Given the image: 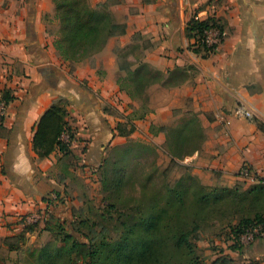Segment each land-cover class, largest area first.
<instances>
[{
  "label": "crops",
  "instance_id": "crops-1",
  "mask_svg": "<svg viewBox=\"0 0 264 264\" xmlns=\"http://www.w3.org/2000/svg\"><path fill=\"white\" fill-rule=\"evenodd\" d=\"M97 1L93 7L109 4L115 21L126 25L125 33L67 68L53 45L57 35L46 34L39 0H0V95L9 90L14 96L0 124V236L13 234L25 214L42 207L44 193L56 183L53 172L67 175L64 183L73 189L76 175L85 174L88 181L98 171L118 138L120 121L104 104L117 106L121 97L133 111L138 108L137 99L118 82L125 75L119 52L131 44L141 50V62L162 74L147 87L149 112L134 121L131 136L144 134L162 148L165 133L152 132L151 126L169 125L177 112L195 115L205 131L200 149L181 161L209 194L221 197L212 203L221 212L211 215L213 229L205 233L212 239L224 221L236 224L263 213L264 182L250 184L238 172L248 164L264 178V130L259 126H264V0ZM193 17H216L224 27L222 42L208 57L193 50L195 39L186 31ZM94 59L96 67L91 65ZM57 101L65 103V119L74 130L70 153L65 156L55 148L39 158L33 143L36 127ZM240 103L256 120L235 118L227 125V112ZM230 253L221 254L228 260L217 262L248 264L263 258L264 238Z\"/></svg>",
  "mask_w": 264,
  "mask_h": 264
},
{
  "label": "rangeland",
  "instance_id": "rangeland-1",
  "mask_svg": "<svg viewBox=\"0 0 264 264\" xmlns=\"http://www.w3.org/2000/svg\"><path fill=\"white\" fill-rule=\"evenodd\" d=\"M86 1L91 6L98 2ZM39 8L45 12L46 34L58 35L59 21L53 1L39 0ZM112 16L114 18L113 13ZM133 47L131 44L119 52L120 64L127 65L138 58L141 50ZM124 52L131 55L123 58ZM95 62L91 60V65ZM65 64L67 68L79 65ZM153 72L145 69L142 90L138 91L134 85L130 87L137 94L138 108L133 111L132 105L119 97L115 104H120L105 103V111L120 119L119 122H129L135 127L134 121L149 112L146 88L151 85ZM161 77L154 75V79ZM159 126H151V131L159 132ZM164 126L165 136L168 128L184 129V135L190 136L183 140L186 150L200 144L205 134L193 114L177 112L171 123ZM129 127L123 130V135L117 131V140L107 149L98 171L92 173L88 181L83 178L85 174L76 175L73 189H69L64 183L67 175L63 178L62 174L53 172L56 183L44 195L56 199H43L42 207L36 212L40 217L37 222L21 220L13 234L0 236V264H60L68 258L80 261L82 255L96 250L100 254L99 264H109V258L115 259L128 242L133 245L131 264H219L217 261L221 259L228 260L225 259L228 255L221 254L232 251L227 234L232 220L220 224L211 239L212 235L205 233L213 229L208 220L221 211L211 212L206 208L208 205L199 203L196 193L201 188L190 176L189 167L181 163L185 158L172 161L165 145L159 148V143L144 134L127 135ZM211 197L214 198L209 196V199ZM229 215L226 211L225 217ZM184 232H189L191 242L188 244L195 248L177 245ZM68 236L86 246L74 247L72 240L66 239ZM122 260H118L119 264Z\"/></svg>",
  "mask_w": 264,
  "mask_h": 264
},
{
  "label": "trees",
  "instance_id": "trees-1",
  "mask_svg": "<svg viewBox=\"0 0 264 264\" xmlns=\"http://www.w3.org/2000/svg\"><path fill=\"white\" fill-rule=\"evenodd\" d=\"M52 1L55 6L56 18L59 21L58 35L54 39L53 45L61 59L69 64L76 66L82 63L94 54L100 52L110 38L125 33L126 25L114 20L108 3H101L92 7L86 0ZM213 28H219L221 31H224L223 25L216 17H209L205 20L193 17L186 27L188 35L195 39V42L192 45L193 50L196 53H200L203 57H208L214 54L217 50V46L209 47L201 42L204 33ZM135 48H137V46L133 47V49ZM129 55H131L130 52H124L122 57L126 58ZM139 59L140 57L135 58L136 61H131L127 65L121 64L120 66L121 70L125 72V75L121 76L118 80L120 88L132 99H135L137 94L133 92L130 87L134 85L138 91L142 90L146 79L145 69L149 68L147 64L141 62ZM136 63H139V65L136 68H132ZM156 74L162 76L159 72L151 73V84L161 79H154V75ZM1 97L7 103H11L14 99L13 94H11L9 90H5ZM66 116L67 110L65 103L63 101H57L41 117L37 124L33 141L34 150L39 158L48 157L55 148H58L65 156L69 155L70 146L62 140L63 133L69 129V123L65 119ZM126 123L127 124H123L119 122L117 125L116 129L118 130L119 135H123V130L126 129L128 125H130V127L127 130V135H131L134 132L135 127L133 124L129 122ZM259 126L264 130L262 124H259ZM163 127L165 126H159L157 131H163ZM184 138H190L189 135H184V129L180 127L167 129L165 151L171 157L172 161L189 157L198 151L205 138V134L203 135L201 143L195 145L191 150H186L183 142ZM195 182L199 183L196 180ZM263 182L264 178L260 177L257 184ZM199 186L201 190L196 193L200 201L199 203L208 205L206 206L207 210L214 212L216 205L212 207V203H216L221 197L209 194L208 189L200 183ZM209 196H214V198L211 197L209 199ZM49 198L51 197L45 195L43 197L44 200H48ZM255 223H260L264 226V212L257 213L253 218H243L238 223L232 224L228 228V239L232 240L233 237L237 239L239 235L243 234L247 228ZM189 238V232H184L179 237L177 245L180 247L186 244L189 248L192 247L193 245L191 246L188 244V242H191ZM66 239L72 240V245L76 248H83L86 246L73 236H68ZM229 248L233 251H240L242 249L236 244H230ZM123 249V251H118L115 259L114 257L109 258V264H119L118 260L120 259H123L121 264H131L133 253L132 243L128 242L125 244ZM98 256H100V254L96 250L95 253L91 254L90 252H87L82 255L80 261L78 259L68 258L60 264H99L100 259ZM144 257H146V255H144Z\"/></svg>",
  "mask_w": 264,
  "mask_h": 264
},
{
  "label": "built area",
  "instance_id": "built-area-1",
  "mask_svg": "<svg viewBox=\"0 0 264 264\" xmlns=\"http://www.w3.org/2000/svg\"><path fill=\"white\" fill-rule=\"evenodd\" d=\"M224 38V31L220 30L219 28H213L204 33V37L201 40L203 44H206L207 46H219V44L222 42ZM6 72L7 74H10V62L6 63ZM9 104L7 103L0 95V124L3 123L5 120ZM226 124L229 125L231 123L232 119L235 118H243L249 121H255L256 120V114L244 103H240L235 108L227 112L226 114ZM74 138V130L68 129L66 130L62 135V140L67 143L69 146L72 144ZM87 145H83L84 147ZM239 177L244 180L245 182H248L250 184H255L259 181V176L257 173L248 165L243 164L238 172ZM51 199H56V197L51 196ZM37 211L30 212L28 214H25L22 220H25L27 223H35L39 220V216L36 213ZM264 238V226L260 223H255L249 228L245 230V232L237 237L235 239L233 237L231 241V244H236L239 246V248H243L246 245H249L253 243L256 239ZM248 264H264V257L249 261Z\"/></svg>",
  "mask_w": 264,
  "mask_h": 264
}]
</instances>
